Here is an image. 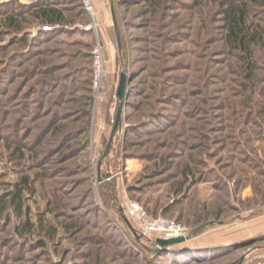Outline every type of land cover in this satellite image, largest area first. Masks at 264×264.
Returning a JSON list of instances; mask_svg holds the SVG:
<instances>
[{"label": "rangeland", "instance_id": "374dc122", "mask_svg": "<svg viewBox=\"0 0 264 264\" xmlns=\"http://www.w3.org/2000/svg\"><path fill=\"white\" fill-rule=\"evenodd\" d=\"M40 1L0 0V264H264V0ZM131 203L192 239L146 249Z\"/></svg>", "mask_w": 264, "mask_h": 264}, {"label": "built area", "instance_id": "2783aa9c", "mask_svg": "<svg viewBox=\"0 0 264 264\" xmlns=\"http://www.w3.org/2000/svg\"><path fill=\"white\" fill-rule=\"evenodd\" d=\"M91 9V6L88 3H85V10L90 12ZM91 55V90L96 94L102 88V80L104 76V61L101 47L99 45L95 46ZM129 214L131 222L135 226L137 232L144 237L154 235L159 238L169 239L184 237L187 235L186 228L178 226L168 219L158 217L150 221L147 220L145 211H143L137 204H130Z\"/></svg>", "mask_w": 264, "mask_h": 264}, {"label": "water", "instance_id": "95a60500", "mask_svg": "<svg viewBox=\"0 0 264 264\" xmlns=\"http://www.w3.org/2000/svg\"><path fill=\"white\" fill-rule=\"evenodd\" d=\"M115 34H116L117 46H118V49L120 50L119 37H118L117 32ZM125 89H126V76L124 73H122L119 76V82H118V86L116 89V98L118 101V106H117V110H116L115 121H114L113 128L111 130V136L109 139V143L106 147L104 155L107 153V151L109 149V145H110L112 136L115 132L117 125L120 122L122 101H123L124 96H125ZM119 214L121 216L123 223L125 224L126 228L129 230V232H130L131 236L133 237V239L135 240V242L141 244L142 241H145L151 247V248H148L145 246L146 249H152V251L164 250L166 248H170L172 246L185 243V242L189 241L190 239H192V237L189 236L188 234L184 237H177V238H169V239L158 238V239H155V241H154L155 246H154V244L150 240H146L143 236L137 234L135 229L131 226V224L129 223V221L125 217L124 212L121 208H119Z\"/></svg>", "mask_w": 264, "mask_h": 264}, {"label": "trees", "instance_id": "16d2710c", "mask_svg": "<svg viewBox=\"0 0 264 264\" xmlns=\"http://www.w3.org/2000/svg\"><path fill=\"white\" fill-rule=\"evenodd\" d=\"M55 3H57V1H55ZM19 7L24 8L27 12H31L37 19L49 25H62L65 21L63 11L56 8V4L52 3L50 0L40 1L27 7L21 5ZM244 21V10L239 11L238 14L230 18V34L232 37L238 39L237 42L241 44L243 43V37H245V34H242L244 32ZM26 225L27 224L24 226L27 227Z\"/></svg>", "mask_w": 264, "mask_h": 264}]
</instances>
